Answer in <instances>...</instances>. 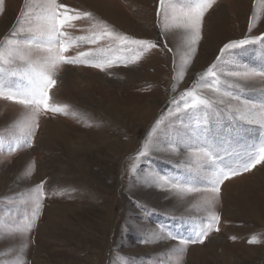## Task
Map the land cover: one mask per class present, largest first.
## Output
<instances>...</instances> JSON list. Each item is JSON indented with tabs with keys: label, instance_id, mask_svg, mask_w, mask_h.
<instances>
[{
	"label": "rangeland",
	"instance_id": "374dc122",
	"mask_svg": "<svg viewBox=\"0 0 264 264\" xmlns=\"http://www.w3.org/2000/svg\"><path fill=\"white\" fill-rule=\"evenodd\" d=\"M39 2L28 0L31 5ZM60 2L91 11L96 21L120 34L162 43L158 0ZM185 2L174 0L178 6ZM24 3L5 0L0 38L16 24ZM252 16L256 27L251 35L257 36L264 31V0H217L205 15L197 58L177 98L195 74L214 60L224 42L249 34ZM75 23V28L67 29L70 35L90 34V22ZM167 41L173 52L154 49L136 65L117 64L110 75L87 66H62L50 90V102L68 105L70 114L54 118L41 114L34 138L19 127L25 116L21 107L0 100V264H14L17 259L26 264H264V165L221 186L213 207L220 216L219 231L213 230L204 244L185 246L163 238L167 232L184 239L194 237L208 217L207 194L174 200L147 186L152 177L184 179L196 163L162 151L180 128L179 121L169 123L176 115L169 104L170 84L173 59L179 71L186 51L182 29L172 27ZM108 43L103 41L101 46ZM81 47L87 50L95 45ZM115 55L131 57L133 53ZM234 63L264 66V46L259 42L246 46L242 56L225 62L220 71L232 70ZM260 88L256 82L255 90L241 95L259 100ZM157 119L162 124L153 137V148L147 158L136 161V153L147 141L145 134ZM247 141L253 143L255 134ZM134 163L135 173L131 171ZM42 181L39 218L30 232L20 231L32 218L36 186ZM237 196L253 206L248 211L235 207ZM141 202L145 207L139 206ZM253 236L258 243L248 242Z\"/></svg>",
	"mask_w": 264,
	"mask_h": 264
},
{
	"label": "snow or ice",
	"instance_id": "6c2138e0",
	"mask_svg": "<svg viewBox=\"0 0 264 264\" xmlns=\"http://www.w3.org/2000/svg\"><path fill=\"white\" fill-rule=\"evenodd\" d=\"M4 2L0 0V13L3 12ZM216 2L187 0L178 6L174 0H158L156 18L162 43H157L120 34L107 23L96 21L91 11L70 8L60 0H40L35 5L25 0L16 24L6 36L0 38V100L21 107L25 116L19 122V127L27 130L28 137L34 138L41 114L53 118L70 114L68 105L50 102V90L55 86V76L62 66H87L110 75L109 70L117 64H123L126 68L136 65L154 49L173 52L167 41L169 31L172 27L183 30L186 51L179 71L173 59L174 74L170 84L173 95L169 101L176 113L169 123L179 121L180 128L176 129L175 137L169 140L168 146L162 151L196 163L184 179L152 177L147 186L161 190L166 198L174 200H183L188 194H207L204 200L205 211L208 212L205 227L188 239L171 232L163 236L185 246L204 244L213 230L219 231L216 225L220 216L213 211V207L225 181L264 165V66L256 68L234 63L232 70L220 71L225 62H232L234 57L242 56L246 46L257 42L264 46V31L257 36L251 35L256 27L255 16L249 20V34L241 39L224 42L214 60L203 71L195 74L191 84L180 90L177 98V90L197 58L198 47L203 40L205 15ZM77 21L90 22L89 35L69 34L67 29L75 28ZM103 41L111 43L101 46ZM81 44L95 47L85 50ZM115 53L133 55L128 57ZM256 82L261 85L260 99L243 97L241 93L246 90H255ZM161 124L159 119L153 122L150 131L145 134L147 141L136 153V161L149 156L153 137L159 134L158 126ZM166 128L167 125L160 132ZM253 134L255 141L248 143L247 137ZM25 143L31 147L28 140ZM155 150L161 151L159 148ZM137 167V164H132L131 171L135 173ZM43 187L44 181L36 186L35 210L31 220L20 231L30 232L39 218ZM139 206L145 207L144 202ZM248 242L256 244L259 241L253 236ZM14 264L26 262L17 259Z\"/></svg>",
	"mask_w": 264,
	"mask_h": 264
},
{
	"label": "bare ground",
	"instance_id": "6f19581e",
	"mask_svg": "<svg viewBox=\"0 0 264 264\" xmlns=\"http://www.w3.org/2000/svg\"><path fill=\"white\" fill-rule=\"evenodd\" d=\"M188 197V196H187ZM238 197V196H237ZM235 201H233V202H235L236 204H235V207H237V208H243L244 210H249V209H247V208H250V207H252L253 205H252V203L250 202V200H247V199H245V198H240V197H238V199L237 198H235L234 199ZM224 202V201H223ZM256 202V201H255ZM260 202V201H259ZM257 203V202H256ZM261 203V202H260ZM226 204V203H225ZM263 204V203H262ZM227 205V204H226ZM230 205V204H229ZM233 205V204H232ZM192 206H193V204H192ZM262 207H264V206H262ZM257 208H258V206H257ZM251 210V209H250ZM261 210V209H260ZM257 212V211H256ZM263 212H264V210H263ZM260 215V214H259ZM260 216H263V215H260ZM249 218V217H248ZM231 220H233V219H231ZM233 223V222H232ZM247 223V222H246ZM237 233V232H236Z\"/></svg>",
	"mask_w": 264,
	"mask_h": 264
}]
</instances>
